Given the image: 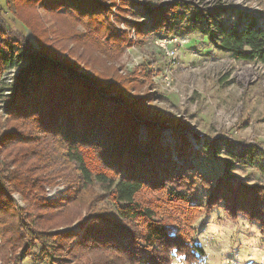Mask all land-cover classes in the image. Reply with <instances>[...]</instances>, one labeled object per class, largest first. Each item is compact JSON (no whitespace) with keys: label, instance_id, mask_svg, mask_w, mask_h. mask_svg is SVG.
Returning a JSON list of instances; mask_svg holds the SVG:
<instances>
[{"label":"rangeland","instance_id":"rangeland-1","mask_svg":"<svg viewBox=\"0 0 264 264\" xmlns=\"http://www.w3.org/2000/svg\"><path fill=\"white\" fill-rule=\"evenodd\" d=\"M106 1L113 2L108 16L117 34L127 37L126 43H108L104 38L105 31L85 41L90 32L86 26L71 18L61 26H51V17L43 9H37L43 25L26 26L12 12L13 0H0V49L7 51L11 48L16 62L19 47L27 48L20 31L32 49H39L41 38L55 41L54 36L58 32L65 40L69 39L66 44L64 41L54 45L60 50L59 65L67 82L81 75L93 83L98 72L121 79L130 89L131 96L147 94L150 98L144 108L133 112L141 119L136 121L137 141L144 142L148 137L143 120L157 121L162 116L166 123L169 122L167 127L155 125L154 129L159 133L161 145L169 147L178 163L175 145L187 139L190 144L187 152L197 150L199 153L197 157L190 155L195 171L215 180L227 163H233L230 174L236 185L248 188L264 186V65L238 61L220 49L217 32L211 28L204 35L198 27L187 28L190 22H183L177 39L165 42L162 38L167 40L174 35L138 34L132 24H146L147 27L158 7L182 2L185 7L203 11L207 20L213 16L224 23L234 22L237 18L239 21L252 19L257 26H263L264 0H132L134 5L131 7L124 6L120 0ZM23 17L29 21L26 13ZM62 43L65 48H60ZM163 44L174 50L173 59L166 56ZM67 58L70 62L66 61ZM17 68L19 70L20 67ZM17 68L5 69L0 63V135L12 127L14 129L10 133L16 131L20 134V137L11 134L0 140V163L6 155L8 158L5 171H0V185L20 218L25 244L13 242L11 247L8 243L12 239L8 238L12 233L0 235V264H65L57 253H49L53 251L47 246L49 241L43 244L35 239L33 230H38L37 225L49 234L66 230L74 232L79 229L77 219L84 221L88 217L91 221L98 213H112L113 207L110 201L103 199L102 189L97 185L81 190L79 172L50 137L38 136L40 140L35 142L28 139V135L35 134L34 130L28 129L32 125L28 123L30 119L19 120V123L7 116L4 99L9 97L10 90L6 88L14 83ZM99 95L107 100L105 106L110 111L121 103L118 98L111 99L115 98V93L106 95L99 91ZM18 140L29 143H18ZM214 146L218 152L214 151ZM16 148L20 153L15 155ZM13 155L16 158L9 163V157ZM116 155L114 153L113 157ZM93 157L96 169L100 161ZM17 159L21 161L16 167L19 172L30 170L34 188H24L22 182L12 177L15 176L11 173L15 170L12 163ZM206 195L207 191L198 185L196 202L204 204ZM71 198L73 204L69 206ZM56 207L63 209L55 211ZM70 218L73 219L69 223L67 220ZM42 221L45 222L40 225ZM5 223L9 232L13 223ZM4 239L8 243H4ZM193 241L203 250V255L198 254L197 260L191 264H264L261 224L243 214L232 220L218 205L196 220ZM171 264L190 263L179 255H173Z\"/></svg>","mask_w":264,"mask_h":264},{"label":"trees","instance_id":"trees-1","mask_svg":"<svg viewBox=\"0 0 264 264\" xmlns=\"http://www.w3.org/2000/svg\"><path fill=\"white\" fill-rule=\"evenodd\" d=\"M120 1L127 7L134 5L132 0ZM110 3L113 2L13 0L12 12L26 26L36 27L43 25L37 10L43 9L51 17V26H61L70 18L86 26L90 32L85 41L105 31L104 38L108 43H126L127 37L119 36L110 22ZM123 9L130 12L127 8ZM60 10L64 11L59 13ZM25 13L29 21L23 17ZM183 22H190L189 26L186 24L187 28L198 27L204 35L210 32V28L216 31L218 47L236 60L264 65V25L257 26L252 19H246L243 26L238 18L229 23L217 17L207 20L203 11L176 2L158 7L147 27L146 24H132L138 34L156 32L167 36L179 35ZM45 32L42 33L49 36ZM20 33L27 48L19 47L16 62L11 48L7 51L0 49V63L5 69L20 67L14 83L6 88L10 90L9 97L4 99L7 116L16 122L30 119L28 123L32 125L28 129L34 130L35 134L28 135V139L35 142L40 140L38 136L50 137L79 172L81 190L97 185L102 189L103 199L110 201L113 207L112 213H98L92 222L88 217L84 221L77 219L79 229L74 232L66 230L49 234L35 223L38 229L33 230L35 239L43 244L49 241L47 246L53 248L52 252L48 251L51 255L57 253L65 264H171L172 256L179 255L191 264L197 260L198 254L203 255V250L193 241L195 222L217 205L232 220L238 214L255 220L261 224L264 233V186L248 188L236 185L230 174L233 163H227L223 173L215 180L195 171L190 155L197 157L199 153L197 150L187 152L190 149L187 139L175 145L178 163L169 147L161 145L152 121H143L148 137L144 142L137 141L138 118L133 112L149 103L147 94L131 96L130 89L121 79L98 72L93 83L81 75L67 82L59 65L60 50L55 46L64 41L66 44L69 39L65 40L58 32L54 36L55 41H49L43 34L46 39L37 35L41 38L39 49H32L23 31ZM63 43L60 48H65ZM117 51L119 53V49ZM66 61L70 62V59ZM99 91L106 95L115 93V98L111 99L118 98L121 103L110 111L105 106L107 100L101 98ZM157 123L163 127L165 118L159 116ZM13 129L3 132L0 140L11 134L19 136L16 131L10 133ZM17 142L29 143L27 140ZM204 147L207 148L206 145ZM116 149L120 153L115 152ZM214 151L218 152L216 146ZM19 153V148L14 149L15 155ZM114 153H117L115 157ZM93 155L100 161L96 169L91 159ZM15 158L14 155L9 157V163ZM7 160L6 155L0 163L1 172L5 171ZM20 164L18 159L12 163L15 169L11 171L15 175L12 177L22 182L24 188H34V180L29 177L30 170L27 168L19 172L16 167ZM198 185L207 191L204 204L196 202ZM72 199L68 202L69 206L73 204ZM62 209L56 207L55 211ZM73 218L67 221L70 223ZM6 221L13 223L9 232ZM22 230L14 204L0 185V235L12 233L8 238L12 240L8 243L4 239V243L11 247L13 242L25 244Z\"/></svg>","mask_w":264,"mask_h":264},{"label":"built area","instance_id":"built-area-1","mask_svg":"<svg viewBox=\"0 0 264 264\" xmlns=\"http://www.w3.org/2000/svg\"><path fill=\"white\" fill-rule=\"evenodd\" d=\"M213 18H215V16H213ZM244 23H245V20L239 21V24L242 25V26L244 25ZM147 25H149V23ZM176 36L177 35H174V36L171 37V39H167L168 41L166 39H163V38H162V40H164L165 42H172L174 39L175 40L177 39ZM162 46L166 49V56L168 58H172L173 59L174 58L173 56H174V53H175L174 50L173 49H171V50L167 49L165 44H163ZM17 72H18V68L15 70V75L14 76H16Z\"/></svg>","mask_w":264,"mask_h":264},{"label":"water","instance_id":"water-1","mask_svg":"<svg viewBox=\"0 0 264 264\" xmlns=\"http://www.w3.org/2000/svg\"><path fill=\"white\" fill-rule=\"evenodd\" d=\"M134 116H135V118H137L136 115H134ZM139 116H140V115H139ZM140 117H141V116H140ZM138 119H139V118H138ZM139 120H141V119H139ZM145 120H148V119H145ZM145 120H143V121H145ZM149 121H152V122L155 123V125H158L159 127H162V126H160V125L157 123V121H153V120H150V119H149ZM167 123H169V122H167ZM167 123H165V125L163 126L164 128L167 127ZM163 127H162V128H163Z\"/></svg>","mask_w":264,"mask_h":264}]
</instances>
